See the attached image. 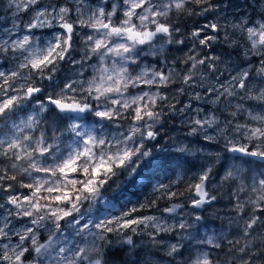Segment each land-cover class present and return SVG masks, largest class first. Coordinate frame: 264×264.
Wrapping results in <instances>:
<instances>
[{"label": "snow or ice", "instance_id": "1", "mask_svg": "<svg viewBox=\"0 0 264 264\" xmlns=\"http://www.w3.org/2000/svg\"><path fill=\"white\" fill-rule=\"evenodd\" d=\"M188 2L121 0L119 10L123 18L114 23L113 17L118 10L116 6L111 11H107L103 5L85 11L84 0H79L75 9L76 19L72 20L73 9L67 6L58 9L37 8L39 0H0V10L12 15L11 27L0 28V64L11 65L6 71L0 70V118L7 120L10 114L23 110L24 105L37 94L45 93V88L37 86V80L49 81L46 87L52 90L44 95L43 100H36L38 110L27 120L19 125L13 121L12 127L17 131L11 137L0 139V148L3 149L0 155L16 161H28V167L22 169V174L30 182L22 181L20 186L32 190L28 195H10L7 199L11 207L0 219V264H114L123 255L128 257L123 264H157L156 257L161 250L164 256L159 258H167L169 264H176L178 256L183 258L182 250L189 252L183 264H218L207 249H220L223 237L216 233L200 236L202 228L210 227L203 223L205 218L202 215L183 213L181 210L185 204L179 202L159 207L158 201L161 199L174 201L184 195L172 190L174 182L157 184L154 193L159 195L140 205L141 209L157 207L161 213L168 214V218L163 215L135 217L133 213L137 208L133 207L121 216L93 219V214L99 211L97 203L104 204L106 208L111 206L105 193L118 189L119 195L124 190L122 185H134L142 171L156 166L165 168L174 162L176 169H183L190 163L189 157L204 153V148L199 146L201 143L217 144V136H224L218 117L213 113L201 115L205 110L196 108L194 115L186 117L184 121L188 125L187 136L193 139L177 146V155L171 160L160 158L157 165V156L151 148L146 147L147 141H155L159 136L157 125L165 114L157 102L169 100L160 89L177 84V80L175 68L158 69L144 64V60L149 56H162L166 44L184 43L183 40L173 41V33L180 29L166 21L173 12L190 11L186 7ZM195 2L206 5L202 13L218 7L211 5L210 0ZM30 10L34 15L23 24L22 30L21 14ZM259 15L262 17L260 21L244 18L233 24L232 34L225 29L223 43L238 57L259 56L261 67L258 75L264 77V11ZM54 22L61 31L51 39L44 41L32 31L53 28ZM76 27L92 30L80 38L84 55L79 60L72 55L76 51L73 39ZM206 27L214 35L200 38L199 43L211 48L213 43L221 40L219 33L222 29L216 23H209ZM202 31L193 32V36L200 37ZM158 36L162 42H156ZM231 55L222 52L200 58L188 56L182 61L188 65V69L180 77V84L190 88L203 86L209 74L223 75L219 65H225L226 71ZM93 56L97 63L88 65L94 72L91 79H70L64 82L63 87L59 86L56 74L61 63L80 65L78 75L83 76L84 65ZM164 63L167 65L166 60ZM200 66L205 67L207 72L200 74L198 85ZM250 84V72L237 69L236 74L229 73L227 85L220 83L218 88L209 86L205 91L215 93L213 103L223 99L230 105V98L240 94L238 90L243 92L241 100L254 98L264 101V88L257 89L256 95L251 97ZM137 88H140L139 92H130V89L134 91ZM177 91L183 94L185 89L178 87ZM194 98L200 100L201 96L194 93ZM50 108L55 112L56 119L52 125L56 130L50 137L45 131H40L37 136L32 135L41 127L42 114ZM186 109L192 110V104L183 105L180 109L175 104L168 105L169 112L184 114ZM242 111H245L242 105L237 104L231 116L235 119ZM86 114L99 118L96 122L99 129L107 127L101 123L106 121L116 130L97 135L96 128L80 123L86 119ZM248 115L255 123L237 124L235 131L243 133L246 140L259 143L250 150L247 145L225 139V151L264 162V112H249ZM129 118L131 123L122 130L119 121ZM60 122H66L62 131L59 130ZM228 124L231 125L232 121H228ZM65 133L70 134L69 141L62 146L61 137ZM238 159L240 156L222 157L217 153L212 164L224 162V179H242V167L235 164L227 166L228 160ZM242 163L250 164L251 161ZM12 167L16 168L17 165L13 163ZM212 171V166H202L196 182L188 185L187 190L196 196L191 200L194 209L211 205L217 199L208 186ZM260 175L264 177V172ZM6 178L15 180L16 176L9 177L5 172L0 176V181ZM249 187L253 193L259 194L235 205L236 214L243 221L240 229L242 238L251 237L244 243L240 240L229 241L233 247L239 245L235 264H256L257 259L264 257V248L253 244L257 239L264 244V178H254ZM6 190L11 191L12 185H7ZM240 190L246 189L242 185ZM246 205L251 209L247 218L244 213ZM257 211L261 215H256ZM177 216L181 218L175 219ZM13 218L21 221L28 219L27 223L17 227L12 222ZM42 234H46L44 242L40 239ZM165 234H175L173 238L176 242L166 244ZM139 235H146L148 239L137 244L133 237ZM193 241L195 247H192ZM29 255L31 259H28Z\"/></svg>", "mask_w": 264, "mask_h": 264}, {"label": "rangeland", "instance_id": "2", "mask_svg": "<svg viewBox=\"0 0 264 264\" xmlns=\"http://www.w3.org/2000/svg\"><path fill=\"white\" fill-rule=\"evenodd\" d=\"M215 0H210L212 2ZM79 4V0H39V4L36 6L37 8L46 7V8H59L61 6H67L73 9V16L72 20L76 19L75 9ZM85 11L88 8H95L103 5L107 11H111L113 6L117 7V15L113 17V22L116 23L120 19H122V13L119 10V6L121 5V0H84ZM217 15L214 17L213 10L203 12L202 9L206 7V5H198L195 0H189L186 4V7L190 9V11L186 12H173L169 15L167 23L171 24L174 28H179V32L173 33V41L175 40H183V44H176L175 42L171 44L165 45V50L163 55L160 57H151L149 56L146 60H144V64L151 65L158 69H165L166 67H172L176 69V80L177 84L171 85L168 88H161L160 91L166 94L169 97L167 102H160L158 101V107L163 109L165 113L163 115L162 121L157 125V129L159 131V136L155 141H147L146 147L151 148L155 156H157L158 160L156 163L159 162V159L162 156L166 155L169 158L177 155L175 149L181 143H189L192 140V137H188V125L184 123L186 117L194 115V109L196 108H203L205 111L201 113V115H205L207 113L215 114L219 121H220V129L223 130L224 136H217L218 143L217 144H207L201 143L199 146L204 148V153L198 155L196 157H189L190 163L188 166L195 165L197 169L193 172V176L195 178L194 182H190L189 184L196 182V177L201 173L202 166L210 165L213 167L212 175L208 181V186L211 194L216 195L217 199L215 203L210 206L205 207L206 209L203 213L199 214L202 215L205 219L203 223L207 222L210 224H214L216 229L210 227L209 229L202 228L200 230V236L203 237L205 234L211 235L212 233H216L223 237L221 241L222 247L220 249H207L212 257L218 261V264H235V260L238 257V253L236 252V248L239 245L233 247V244H230L229 241L240 240L241 243H244L246 239H250L251 237L242 238L241 228L243 226V221L237 216L235 211V205L237 203H245V201L249 197L255 198L256 195L259 193H253L251 191V186L253 182L247 178L250 184H245L244 180V169H243V178L237 177L236 179L226 180L224 179L225 176V165L224 162H217L215 165L212 164V159L215 158L217 153L223 156L231 157V153L225 151V139L231 140L238 145H247L249 149H253L258 141H248L244 138L243 133L235 131V125L240 124H249L253 125L255 122L249 117L248 113L251 112L252 114H261L264 112V101L248 98L241 100L240 95H243L241 90H238L240 93L235 98H230L233 100L230 105H228L223 99L219 103H213L212 101L215 100V93L209 94L205 91L206 87L214 86L219 87L220 83H224L227 85L229 80V73L236 74L237 69L240 70H247L250 72V80L251 84L249 85L250 89H252L250 96L254 97L256 95V90L259 88H264V77L258 75V71L261 67L260 57L253 56L245 58L243 56H237L236 53L230 48L227 47L223 43L224 37V30L226 29L229 34L234 32L233 24L239 23L241 19L250 18L254 19L255 21H260L262 17L259 15L260 12L264 11V0H234L231 4L230 1L227 0H217ZM202 13V14H201ZM34 12L30 10L28 13H22L21 18L23 23L21 24V28L23 30V24L27 23ZM0 17H5V19H0V28L2 27H11L12 24V15L11 12L4 13L0 10ZM202 19L204 24H199V20ZM209 23H216L221 26V32L219 33L221 40L212 44L211 48H205L204 46L200 45L199 39L206 37L207 35H214L211 32V29L207 28L206 25ZM203 29L201 32L200 37H194L193 32ZM33 33L37 36H40L42 40L46 41L51 39L52 36L56 32H60L61 29L58 25H55L53 28H45V29H34L32 30ZM92 30L88 28H80L76 27L74 32V48L76 51L72 53L73 57L77 60L84 55V47L80 41V38L83 37L86 33H90ZM156 42H162L161 37L156 38ZM222 52H229L232 53L231 59L228 61L227 70L225 71V65H219L220 71H222L223 75L218 74H209L208 79L205 80L203 86H196V87H188L186 85L180 84V77L184 75L186 70L188 69V65L184 64L182 61L185 60L188 56L196 55L197 58L203 56H211V55H219ZM211 53V54H206ZM160 61L157 63V61ZM167 61V65H165L164 61ZM97 63L96 57L93 56L91 60L87 61L84 65V72L83 76L78 75L80 70V65H72L69 63H61L60 69L56 74L57 83L60 87H63L64 82L70 79H91L94 75V72L88 65ZM11 67L10 64H0V70H7ZM255 72L253 75L252 72ZM207 69L203 66L199 67L197 72V83L199 85V76L201 73H206ZM49 84V81H39L37 80V86L45 88L44 94H37L36 97L33 98L32 101L27 102L24 105L23 110H18L9 115L8 119L5 120L4 118H0V139H7L13 135L17 130L12 127L13 121L19 125L22 121L27 120L29 116L38 110V105L36 104V100H43L44 95L52 90L47 88L46 86ZM178 87H184L185 91L183 94H180L177 91ZM58 90V89H57ZM144 90L147 91V87L144 86ZM140 91V88L135 89L134 91L130 89V92L133 94ZM155 91V89H153ZM194 93H199L201 96L200 100H196L194 98ZM241 102V103H240ZM175 104L177 109H180L183 105H187L189 103L192 104V110L186 109L184 114L179 112H169L168 105ZM237 104H241L242 108L245 111H242L237 114L235 119L231 116V113L235 110V106ZM222 106V109H221ZM232 106L231 109H227L226 107ZM42 124L41 127L38 128L32 135L37 136L39 135L40 131H45L47 136H52L53 131L56 130L52 125V121L56 119L55 112L53 109L46 113L42 114ZM88 118L80 121V123L87 125L89 128H96L97 135H100L101 132H113L116 129L112 127L110 122L101 121V123H105L107 127L105 129H99L97 125V121L99 118L92 117L90 115H86ZM228 121H232V124L229 125ZM122 125V130L126 129L127 126L131 123V119H122L119 121ZM66 122H60L59 130H63ZM210 132L212 130H209ZM216 135L215 132H213ZM69 135L65 133L64 136L61 137L62 146L63 144L69 141ZM51 142V141H49ZM3 149L0 148V152ZM3 156V155H0ZM210 157L212 159H210ZM8 159V158H7ZM10 165L15 163L17 165L14 168L18 173L21 174V182L29 183L30 180L22 174V169L28 167L27 160H19L16 161L14 159H8ZM234 163L231 160L227 161V166L231 167ZM13 168V167H12ZM34 175H41L44 174H36ZM254 181V176L251 177ZM25 179V180H24ZM259 179V178H257ZM178 180L175 179L173 182L175 183ZM3 182V180L1 181ZM111 183V181L109 182ZM162 182H158V180H151L148 182L147 179H136L134 185L124 184L123 192L117 195L118 189L116 191H111L105 193V195L111 201L110 207H105L102 203H97L96 208L99 210L93 214V219L97 217H112V216H121L123 213L130 211L133 207L137 208V211L133 213V216L139 217L144 215H163L165 218H168V215L161 213L158 211L146 212L147 209H141L140 205L146 204L149 198H153L154 195H159L154 193V187ZM244 186L246 190L241 191V186ZM107 187V186H106ZM115 189V185H113ZM32 190L28 189L26 193L20 195H28ZM9 196H3L0 199V219L4 217L6 214V209L11 207L7 204V199ZM195 199L194 192H192L189 196L183 197L182 201L179 203L185 204L187 206L183 213H196L198 211L192 209L190 207L191 200ZM43 202V201H42ZM87 207V205H85ZM84 211V209H82ZM245 218L247 215L251 214L250 206L246 205L244 208ZM198 214V213H196ZM256 215H261L259 211L256 212ZM220 216V217H219ZM181 217L177 216L175 219H180ZM27 219L25 218L21 221L18 218H13L12 222L17 227H19L22 223H27ZM235 221V223H233ZM63 224V221L61 222ZM256 233L254 232L253 235ZM175 234H165L164 239L166 244L175 243L176 239H174ZM46 234L41 235V242L45 241ZM109 236H113V234H109ZM15 239V238H14ZM133 239L139 244L141 241H146L148 238L146 235H139L134 236ZM187 243V242H186ZM254 246L264 248V244H261L260 240L253 241ZM192 247H195V242L193 241ZM153 251H156L153 249ZM183 251V258L176 257V264H183V259L187 258L189 252L186 250ZM164 256L163 250H161L156 257L157 264H169V260L167 258L160 259L159 257ZM255 258V257H253ZM28 259H31V255L28 256ZM123 261L127 260V255H123L121 258ZM264 257L256 260V264H264ZM114 264H122V263H114Z\"/></svg>", "mask_w": 264, "mask_h": 264}, {"label": "trees", "instance_id": "3", "mask_svg": "<svg viewBox=\"0 0 264 264\" xmlns=\"http://www.w3.org/2000/svg\"><path fill=\"white\" fill-rule=\"evenodd\" d=\"M164 159L171 160V158L167 157L166 155L162 156ZM159 162L157 163V165ZM252 164V175L249 177V179L253 182V179L251 178L254 176L255 178H258V173L261 174L264 172V165H259L251 162ZM197 169L195 165L192 164V166H186L183 169H176L175 163H171L170 166L165 167V168H160L158 166L144 170L141 172V175L139 176V179H147L148 182L151 180H158V182H162L164 184H169L170 182H173L175 179L178 178V182L176 181L173 183L172 190L173 191H179L182 192L184 195L179 197L178 200L174 201H165L163 199L158 201L159 207L162 208L166 206L167 204H170L172 202H180L181 199L185 196H189L192 192H189L188 189V183L194 182L195 178L193 176V172ZM5 172L7 173V176H12L15 175L16 179L11 180V179H4L3 182L0 181V185H3L0 187V199L5 195V196H10V195H22L24 194L28 188H23L21 187V174L16 172L14 168L11 167L9 160L4 157L0 156V176L5 175ZM11 184L12 185V190L7 191L6 187L7 185ZM152 198H149L148 201H150ZM152 211H158L157 207H152L151 209H147L146 212H152ZM207 223V222H205ZM209 224V223H207ZM210 227H213L216 229V226L212 223L210 224ZM210 227L206 228L209 229ZM122 259L120 260V262ZM264 263V262H263Z\"/></svg>", "mask_w": 264, "mask_h": 264}, {"label": "flooded vegetation", "instance_id": "4", "mask_svg": "<svg viewBox=\"0 0 264 264\" xmlns=\"http://www.w3.org/2000/svg\"><path fill=\"white\" fill-rule=\"evenodd\" d=\"M227 1H230L231 4H232V2H233L234 0H227ZM212 5H213V6H217V0H215L214 2H212ZM213 15H214V17H216V15H217V7H215V8L213 9ZM204 22H207V21H204V20H202V19L199 20V24H204ZM206 54H211V53H206ZM259 64H260V63H259ZM252 74L254 75L255 72L253 71ZM231 102H233V100H231ZM240 103H241V102H240ZM226 108H227V109H231L232 106H229V107H226ZM221 109H222V106H221ZM231 157H233V156H231ZM231 161H232L236 166L242 167V168L244 169V180H245V184H250L249 181H247V178L250 177V175L252 174L251 167H253V166H252L251 163H250V164H243V163H242L243 161H249V160H247V159H245V158H240V159H238V160H231ZM258 164H261V163H258ZM16 172H17V171H16ZM12 175H13V174H12ZM259 175H260V174H259ZM259 178H264V177H261V175H260ZM13 195H14V194H13ZM182 199H183V198H182ZM182 199H181V201H182ZM185 207H187V206H185ZM196 213L201 214V213H203V211H202V212H196ZM109 259L112 260V257L109 256ZM120 260H121V259H116V260L114 261V263H122V264H123V260H122L121 262H120Z\"/></svg>", "mask_w": 264, "mask_h": 264}, {"label": "water", "instance_id": "5", "mask_svg": "<svg viewBox=\"0 0 264 264\" xmlns=\"http://www.w3.org/2000/svg\"><path fill=\"white\" fill-rule=\"evenodd\" d=\"M86 115H87V114H86ZM86 117H87V116H86ZM231 155H232V156H240V157H244V158H250V159H252V160H254V161L261 162V161H259L257 158H255V157L242 156L241 154H238V153H231ZM194 196H195V193H194ZM195 198H196V196H195ZM213 203H215V201H214ZM213 203H212V204H213ZM212 204H211V205H212ZM207 206H210V205L206 204V205H204L203 208H201V209H194L192 206H190V207H191L192 209L198 211V212H202V211H204L205 207H207ZM184 209H185V207H184L181 211H183ZM164 214H166V213H164ZM166 215H168V214H166Z\"/></svg>", "mask_w": 264, "mask_h": 264}, {"label": "bare ground", "instance_id": "6", "mask_svg": "<svg viewBox=\"0 0 264 264\" xmlns=\"http://www.w3.org/2000/svg\"><path fill=\"white\" fill-rule=\"evenodd\" d=\"M24 180H25V179H24ZM23 182H24V181H23ZM26 192H27V191H26ZM26 192H25V193H26ZM219 217H220V216H219Z\"/></svg>", "mask_w": 264, "mask_h": 264}]
</instances>
